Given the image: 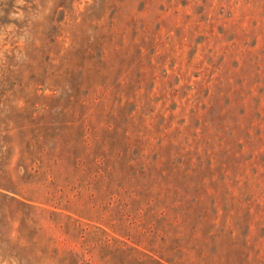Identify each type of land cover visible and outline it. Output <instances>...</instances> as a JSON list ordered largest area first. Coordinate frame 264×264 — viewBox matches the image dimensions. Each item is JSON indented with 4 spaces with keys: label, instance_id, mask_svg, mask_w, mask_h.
Wrapping results in <instances>:
<instances>
[{
    "label": "rangeland",
    "instance_id": "374dc122",
    "mask_svg": "<svg viewBox=\"0 0 264 264\" xmlns=\"http://www.w3.org/2000/svg\"><path fill=\"white\" fill-rule=\"evenodd\" d=\"M0 264H264V0H0Z\"/></svg>",
    "mask_w": 264,
    "mask_h": 264
}]
</instances>
